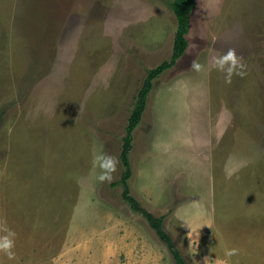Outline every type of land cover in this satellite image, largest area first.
I'll use <instances>...</instances> for the list:
<instances>
[{"label":"rangeland","instance_id":"obj_1","mask_svg":"<svg viewBox=\"0 0 264 264\" xmlns=\"http://www.w3.org/2000/svg\"><path fill=\"white\" fill-rule=\"evenodd\" d=\"M172 1L0 0V235L16 233L0 264H109V231L117 250L132 235L167 250L122 198L120 153L137 89L171 58ZM194 2L188 46L132 131L130 193L187 264H224L214 252L232 247L230 264H264V0ZM227 47L245 69L225 84L208 69ZM97 152L118 161L111 182Z\"/></svg>","mask_w":264,"mask_h":264},{"label":"trees","instance_id":"obj_2","mask_svg":"<svg viewBox=\"0 0 264 264\" xmlns=\"http://www.w3.org/2000/svg\"><path fill=\"white\" fill-rule=\"evenodd\" d=\"M171 7L176 17L177 28L173 41L172 55L169 60H165L158 64L155 68L147 71L146 77L142 81L141 86L137 89L135 102L129 112L127 124L125 126V136L122 138V149L120 153V161L123 166V172L120 183L123 186L122 198L134 212L140 213L146 222L154 229L157 237L165 243L167 249L172 255L174 264H187L182 253L176 246L172 237L164 229V216L156 217L153 213L145 209L141 203L130 193L128 180L132 174L131 164L129 161V148L131 145L132 131L139 123L141 116L145 110L148 93L153 86V81L163 71L173 66L177 59L180 58L187 46V34L190 27V13L195 7L194 0H173Z\"/></svg>","mask_w":264,"mask_h":264},{"label":"clouds","instance_id":"obj_3","mask_svg":"<svg viewBox=\"0 0 264 264\" xmlns=\"http://www.w3.org/2000/svg\"><path fill=\"white\" fill-rule=\"evenodd\" d=\"M193 70L200 72L204 70V66L200 63L192 64ZM217 70L223 73V81L225 84L231 82L232 75L235 73L238 76L244 75L245 64L240 56L235 54L231 47L225 48L222 52H214L211 56L210 68L208 70ZM117 159L113 156L107 155L103 152H97L93 156L92 165L93 169L98 170L96 180L99 182H111L113 179V173L117 170ZM231 173L228 174L229 178ZM199 229L198 225L190 226L187 229L188 235L192 238L189 240V247L194 249L192 242L195 239V230ZM2 231L4 235H0V253H3L9 260L15 259V253L13 251L15 247L16 233L11 229L4 227ZM239 254V249L232 247L224 250V256L228 258L224 264H230L232 257Z\"/></svg>","mask_w":264,"mask_h":264},{"label":"crops","instance_id":"obj_4","mask_svg":"<svg viewBox=\"0 0 264 264\" xmlns=\"http://www.w3.org/2000/svg\"><path fill=\"white\" fill-rule=\"evenodd\" d=\"M108 234H109V238L107 241L108 244H107L106 248L108 249L107 260H108L109 264H117L119 257L121 260V255H123V257L125 259V264H148V263L150 264V262H152L154 264H158L159 258H161L162 260L164 258L163 251L167 252V254L169 255L168 258L173 260L172 255L169 252V250L168 249L164 250L160 247V246L164 247L162 244H159V246L155 247L156 249L150 248L147 240H137L138 238L136 236H133V235L129 239L125 238L126 240L125 239L123 240L124 241L123 246H119V248L117 250L118 243L120 242V240L116 239L115 231L112 233H110V231H109ZM34 246H38V244L35 243ZM44 247L40 248V250H38L37 253H39L40 255H42L43 252L45 253L47 248L45 247V249H44ZM199 250L202 252L205 251L203 244H200ZM224 250L225 249H223V250L221 249L219 251V253L214 252V256H215L216 260H222L225 257L224 256ZM159 251H161V252H159ZM104 253L106 254L105 250H104ZM197 258H199V260H200V262H202V264L206 263L204 258H202L201 256H198ZM40 259L42 261H44V260H46V257L43 255ZM52 259H53V257H52ZM53 263L54 262H52L51 264H53ZM56 264H68L67 258L65 261L60 260V261L56 262ZM170 264H171V262H170Z\"/></svg>","mask_w":264,"mask_h":264}]
</instances>
